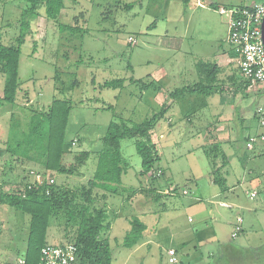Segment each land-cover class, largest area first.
Returning a JSON list of instances; mask_svg holds the SVG:
<instances>
[{
	"label": "rangeland",
	"instance_id": "obj_1",
	"mask_svg": "<svg viewBox=\"0 0 264 264\" xmlns=\"http://www.w3.org/2000/svg\"><path fill=\"white\" fill-rule=\"evenodd\" d=\"M197 2L205 8H184L180 15L178 0H67L58 22L82 29L80 32L60 31L38 8L40 17L31 25L21 48L17 103L0 102V175L3 172L7 182L16 183L18 178L22 181L25 171L44 172L37 164H14L4 153L3 143L8 139L11 124H16L18 131L23 132L33 112L46 111L54 100H64L72 105L65 134L67 147L74 154L89 152L90 157L78 174L68 176L49 172V178L56 186L70 190L86 185L96 169L97 155L103 147L102 138L115 116L129 124H140L152 116L153 111L145 108L149 96L146 98L142 84H129V80H139L147 85L152 78L163 84L165 90L171 87L167 97L176 89L195 85L199 82L197 64L212 62L216 57L214 52L229 46L227 19L218 10L264 3V0L194 1ZM128 5L131 7L127 9ZM163 6L169 8L166 17L159 14ZM27 7L22 0H0V40L3 44L15 43L20 13ZM187 21H192L189 28ZM131 37L133 41L129 42ZM177 38L184 39L181 52L171 47L173 43L166 46L161 42L162 39ZM56 77L64 84L60 85ZM113 79L127 80L122 92L104 87L106 81ZM236 80L232 87L234 95L217 96L215 94L220 91L217 88L210 96L186 95L177 100L179 104L173 111L177 113L180 108L181 115H172L168 110L152 132L160 157L156 167L166 173L153 187L167 195L159 202L146 197L151 202L148 209L155 216L151 214L143 221L158 220L160 224L152 244L134 253L135 248L121 246L122 223L115 222L114 215L121 212L130 216L134 213L132 209H140L143 201L147 202L142 197V201L134 202L132 192L134 188L146 187L147 177L140 174L142 165L135 148L136 140L121 141V154L129 167L125 183L131 182L132 186L120 187L115 195L95 190L93 204L96 210L109 207L106 211L113 226L104 236L111 243L112 264H169V247L178 251L176 264H264V144L257 142L253 150H248L244 142V138L264 134V126L259 125L256 117L257 109H264V93L261 85H250L243 91L247 81L238 73ZM2 85L0 76V99ZM235 88L240 90L236 92ZM218 103H223L220 117ZM105 105H111L114 111L105 109ZM170 120L173 122L167 126ZM220 122L230 130L228 146L219 141L208 143L211 128ZM73 141L74 148L70 146ZM223 152L231 165L225 169L221 159ZM173 153L174 156L181 154L174 163L173 159L169 160ZM74 154L66 155V165L72 162ZM207 162L209 169L205 172ZM216 170L219 171L215 172V178L223 180L222 186L209 185V174ZM188 171L191 174H186ZM170 176L179 185V195L182 190L189 189L196 196L198 190L201 201L194 204L195 208L191 205L193 202L188 203L191 198L169 195ZM187 176L190 179L187 180ZM250 178L257 184L254 190L258 194L253 199L249 196L253 191ZM192 186L197 188L196 191ZM9 189L5 186L3 192ZM217 190L220 196L211 200L212 193ZM102 195L109 199L102 202ZM76 202L83 200L78 197ZM162 204L167 210H163ZM200 212H207L206 219H199ZM123 218L117 220L121 222ZM238 218L243 221V231L232 238ZM28 221L29 217L22 212L0 206V239L15 236L26 241ZM65 222L62 214L51 218L47 235L49 244L63 241L66 235L72 237L74 231L70 224L65 229ZM182 241L186 243L180 246Z\"/></svg>",
	"mask_w": 264,
	"mask_h": 264
},
{
	"label": "trees",
	"instance_id": "obj_2",
	"mask_svg": "<svg viewBox=\"0 0 264 264\" xmlns=\"http://www.w3.org/2000/svg\"><path fill=\"white\" fill-rule=\"evenodd\" d=\"M22 1L28 7L21 10L18 20L19 34L15 39V43L5 45L0 40V76L3 79L1 104L14 105L17 103V96L20 92L19 58L21 48L25 43V37L31 25L40 17L41 13H43V17L47 21H53L60 31H82V29L70 28L58 22L60 13L64 8V0ZM194 1L180 0L183 8H187ZM211 6L213 7V5ZM130 7L131 5H128L127 9ZM38 8L42 9L41 13L37 11ZM241 8L243 6H230L223 9ZM196 68L199 71V82L195 85L184 86L181 89L172 91L169 93L170 99L177 101L186 95L210 96L218 90L217 88L221 90L220 70L216 64L201 61ZM55 79L60 85L64 84L60 78L56 77ZM233 79L234 83L237 82L235 75ZM149 80L150 83L146 85L139 80L130 79L129 84H142V91L147 92L152 89L158 92L160 90L158 83L152 78H149ZM126 83L127 80L125 79H113L106 81L104 87L122 92ZM250 85L251 83L247 81L243 91L249 88ZM239 90L240 88H235L236 92ZM105 106V109L114 111L111 105ZM71 109L70 101L54 100L46 111H35L32 113L25 131H18L17 125L11 124L8 139L3 143L4 153L12 158L14 164L27 165L32 163L44 169V172L41 173L25 171L22 181L18 178L19 181L16 183L7 182L3 178L5 175L3 172L0 175V206L22 212L29 217L25 248L22 249L23 243L16 242L15 236L7 237V242L3 244L5 247L3 249L9 250V254L14 252L17 255H22L24 264L39 263L41 250L51 245L47 241L50 220L58 214H62L66 219L65 229H68L67 226L70 224L74 234L72 237L66 235L63 241L52 244L53 246L61 248L69 245L74 246L77 257L75 264H112L113 251L111 243L104 236L111 228L107 209L105 207V209L96 210L93 208V204L95 201L94 195H96L95 190L115 195L120 190V187L124 189L122 187V176L129 167L121 154L122 140H136L135 148L141 158L142 165L140 174L147 177L148 187L140 186L132 191L136 202L141 201L139 197L147 201L146 197H152L151 200L153 202H158L159 199L167 195L153 187L155 182L162 178L164 174L158 166L156 167L160 157L158 156L156 145L152 142V132L167 113V109L164 106L157 112L153 111L151 118L140 124H129L118 115L115 116V120L110 122L106 134L102 138L103 147L97 155L96 169L92 179L86 185L76 190L58 187L55 184L47 185V178L50 177L49 172L68 176L78 174L79 169L84 166L90 157L89 152L74 154L67 147L65 134ZM246 140L248 141V139H244L245 143L247 142ZM75 145L74 141L70 144L72 148ZM69 154H74V157L72 162L69 164L66 162L68 164L66 165L64 161L67 157L66 155ZM221 159L222 166L224 164L226 166L229 160L224 152ZM217 171L219 170L212 171L209 174V178L214 185L222 186L223 180L215 178V172ZM31 173L41 176L42 182H37ZM44 174L47 175L44 177ZM12 185L14 188H12ZM5 186L10 187L9 191L3 192ZM178 189L179 187H175L173 190H167V192H173L175 196H181L182 193L179 195ZM184 190L188 191L187 189ZM189 195L190 193L187 197L191 198ZM104 196L107 197L106 195ZM78 197L83 200L82 203L76 202ZM114 217L117 218L119 216L115 214ZM128 224L130 229L122 238L121 246L126 249H133L141 243L145 225L137 217H131L128 220ZM10 238H12V241L9 243L8 239ZM230 249L232 248L230 247ZM175 258L177 259L176 255ZM0 264H17V262L7 263L0 261Z\"/></svg>",
	"mask_w": 264,
	"mask_h": 264
},
{
	"label": "crops",
	"instance_id": "obj_3",
	"mask_svg": "<svg viewBox=\"0 0 264 264\" xmlns=\"http://www.w3.org/2000/svg\"><path fill=\"white\" fill-rule=\"evenodd\" d=\"M66 3H67V0H64V7H66ZM167 3V2H166ZM174 3H176V2H174ZM198 4H195V3H190L189 4V6L187 7L189 10H191V8H195V7H197V6H199V7H202V8H205V5H203L202 3H199V2H197ZM178 5H179V9H180V15H181V13H182V10L184 9L183 8V6H182V4H181V2H180V0H178ZM247 5V4H246ZM169 11V8H167L166 6H163L162 8H161V10H160V12H159V14H161V15H165V17H166V15H167V12ZM61 13H62V11H61ZM61 13H60V15H61ZM60 17V16H59ZM192 25V21H187L186 22V27L187 28H189V26H191ZM226 32H227V23H226ZM167 32V31H166ZM228 33V32H227ZM165 37H167V35L165 34ZM184 39L182 38V40L181 39H179V38H177V40H161V42H163L166 46H168L170 43H173L172 44V48H176V49H174V50H177L178 52H181V50H182V48H183V41ZM214 54H215V58L213 59V61L212 62H210V63H213V64H216L217 65V67L219 68V70H220V73H219V79H220V82H221V84L223 85V88H222V85H221V90H220V92L219 93H216L215 95H219V96H221V97H223V95H228V94H232V95H234L233 93H234V91H232V87L234 86V79H233V76L235 75L236 76V74L238 73L239 74V72H238V69H237V64H236V61H237V59H236V54L234 53V51H233V49L231 48V46L229 45V46H227L226 47V49H222V50H220V51H216V52H214ZM158 85H159V87H160V90L158 91V92H155L154 90H152V89H150V90H148L147 92H146V102H145V108H146V110L147 109H149V110H147V111H155V112H157V111H159L160 109H161V107H163L164 106V108H166L167 109V111L169 110V112L172 114V115H177V116H180L181 115V110H180V108H178L176 111H177V113H175L174 111H173V109H175V107H177V105L179 104L178 103V101H173L172 99H170L169 97H167L168 96V92H169V90L171 89V87H168V89L167 90H165V86L163 85V84H159L158 83ZM248 89V88H247ZM246 89V90H247ZM243 92V91H242ZM245 93H246V91H245ZM262 94V93H261ZM190 96H194V95H190ZM189 98V97H188ZM219 102H221V101H219ZM217 107L219 108V111H218V116L220 117L222 114L220 113V112H223V109H222V107H223V103H218V105H217ZM205 108H206V104H205ZM221 110V111H220ZM166 115V114H165ZM169 119H171V118H169ZM230 121V119L229 120H227V124L228 123H230L229 122ZM170 122L171 123H168V121H167V126H170L171 124H172V122H173V120H170ZM190 122V121H189ZM225 122V121H224ZM224 122H220L219 124L217 123L216 124V126H213L212 128H211V133H210V138H208V143H212V142H216V141H219L220 143L222 142V145H229L230 144V141H231V134H230V130H229V128L227 127V126H225L223 123ZM161 129H163V127L161 128ZM260 135H264V134H260ZM259 135V136H260ZM161 136V138L163 137V135H160ZM258 137V136H257ZM154 138H152V142H154V140H153ZM244 139H247V138H244ZM247 141V140H246ZM206 142H207V140H206ZM247 143V142H246ZM261 144H264V143H261ZM159 156V155H158ZM178 156L180 157L181 156V154L179 153L178 154ZM178 156H174V153H173V155L171 156V158L169 159V160H171V159H173L172 161H173V163H174V160H178L179 159V157ZM232 159V158H231ZM227 167H231V165H230V163L229 164H226V166L224 167V169L225 168H227ZM163 172H164V174H163V177H165V175H166V173H165V171H164V169H162V168H160ZM208 169H209V164H208V162L205 164V172L206 171H208ZM186 174H191V173H189V171L188 172H186ZM193 177V176H192ZM191 177V178H192ZM126 178H128V172H126V173H124V175L122 176V187H129V188H131V186H132V183L131 182H129L128 184H126L125 183V179ZM169 183L167 184V187H170L168 190H170V189H174L175 187H179V185H177L175 182H174V179H173V177L172 176H170L169 178ZM187 180L188 179H190V177L189 176H187V178H186ZM226 179H228L229 180V176H227V178ZM157 182V181H156ZM249 184H250V186L252 187V192H256V190H254V188L257 186V184H256V180H254L253 178H250L249 179ZM148 183H146V187H148V185H147ZM209 185L210 186H216V185H214L213 184V182L211 181V180H209ZM193 188V190H195L196 191V189L194 188L195 186H192ZM189 190V189H188ZM190 191V190H189ZM198 191V190H197ZM196 191V196H194L193 195V193H191V192H189L190 193V196H191V199H189L188 200V203L190 204V202H193V204H191V205H193V208H195L196 207V205H194V204H196L197 202H200L201 201V199L199 198L200 197V195H199V192H197ZM218 190H217V192L215 191V192H213L212 194V196L210 197V199L212 200V199H217L220 195L218 194ZM257 193V192H256ZM258 194V193H257ZM104 195H102L101 196V198H102V202H104V201H106L107 199H109L108 197H103ZM139 198H141V197H139ZM187 198H190V197H187ZM207 199V198H206ZM137 200H138V198H137ZM141 200V199H140ZM142 201V200H141ZM160 201V199L158 200V202ZM134 202H136V198H135V201ZM122 203H126V202H122ZM151 203V202H150ZM150 203L147 201V202H144L143 201V205L140 207V209H138L137 207L135 208V209H132V211L134 212V213H132L130 216H127L126 214H124V213H121V212H116L115 214H117L118 216H119V218L121 217V216H124V218H123V220L121 221V222H119L117 219H118V217L117 218H115V222H117V223H122V225H121V228H122V232H123V237H124V235L129 231V229H130V227H129V224H128V220L131 218V217H137L144 225H145V230H144V232H143V236H142V240H141V243L137 246V247H135V251H133V253L134 252H136L137 250H139V249H142L143 247H146V246H148V245H150V244H152V239H155L154 238V235L156 234V231H157V228H158V226H159V224H160V221H158V220H154V221H151V222H145V221H143L144 219L143 218H145V217H147V216H150L151 214H153L154 216H155V213L154 212H152V210L151 209H148V207H149V205H150ZM132 204H134V203H132ZM221 204V203H220ZM133 206V205H132ZM161 206H163V210H167V206L165 205V204H162ZM226 207H229V206H227L226 205ZM106 208L108 209L109 207L108 206H106ZM188 209H190V207L188 208ZM208 216V214H207V212H200L199 214H198V217H199V219H201V220H204V219H206V217ZM239 219V218H238ZM238 219H237V221H236V223H235V227H236V225H237V223H238ZM242 220V219H241ZM195 221L193 220V222L192 223H194ZM200 222H202V221H200ZM113 222H111V228H110V230H109V232L110 231H112V226H113V224H112ZM242 224H243V221H242V223H241V227H242ZM233 226H234V224H232ZM197 231V230H196ZM195 231V232H196ZM242 231H243V228H242ZM193 232V231H192ZM194 235V234H193ZM232 235V234H231ZM9 240V243L12 241V238H10V239H8ZM15 240H16V242H18V243H20V241L23 243V247H22V249H24L25 248V240L24 239H20L19 237H15ZM0 247H1V250H0V261L1 262H7V263H14V262H17V264H19V262L20 261H22L23 260V257H22V255H17L16 253H12V254H9V250H5V249H3V248H5L4 246H3V244L5 243V242H7V240L5 239V240H2V239H0ZM186 242L185 241H182L181 242V244H180V246L182 245H184ZM225 245V244H224ZM229 248H230V246H229ZM5 250V251H4ZM169 250H174V251H176V257H178V251H177V249L176 248H172V247H169V249L167 250V251H169Z\"/></svg>",
	"mask_w": 264,
	"mask_h": 264
},
{
	"label": "built area",
	"instance_id": "obj_4",
	"mask_svg": "<svg viewBox=\"0 0 264 264\" xmlns=\"http://www.w3.org/2000/svg\"><path fill=\"white\" fill-rule=\"evenodd\" d=\"M220 15L227 19V41L236 54V64L239 74L251 85H261L264 93V46L262 43L261 26L264 18V3L247 4L241 9H220ZM129 38V42H132ZM258 123L264 126V109H257ZM264 143V135L250 137L246 143L248 150H253L257 143ZM37 182H42L39 175L31 173ZM54 184V180L47 178V185ZM174 196L175 193H169ZM188 191H183L181 195L188 196ZM250 198L253 199L257 193L251 192ZM242 220L239 218L231 237L235 238L241 231ZM169 264H176L175 251H167ZM76 248L69 245L65 248L48 245L41 250L40 261L38 264H75ZM24 264V261L21 262Z\"/></svg>",
	"mask_w": 264,
	"mask_h": 264
},
{
	"label": "water",
	"instance_id": "obj_5",
	"mask_svg": "<svg viewBox=\"0 0 264 264\" xmlns=\"http://www.w3.org/2000/svg\"><path fill=\"white\" fill-rule=\"evenodd\" d=\"M261 32H262V43H263V46H264V18H263V22H262V26H261Z\"/></svg>",
	"mask_w": 264,
	"mask_h": 264
}]
</instances>
